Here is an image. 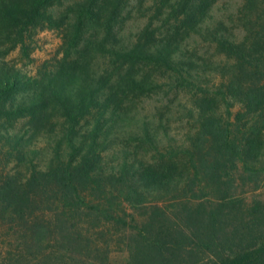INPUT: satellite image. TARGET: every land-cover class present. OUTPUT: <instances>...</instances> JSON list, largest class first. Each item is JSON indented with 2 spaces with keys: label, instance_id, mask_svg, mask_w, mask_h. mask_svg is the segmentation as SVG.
<instances>
[{
  "label": "trees",
  "instance_id": "trees-1",
  "mask_svg": "<svg viewBox=\"0 0 264 264\" xmlns=\"http://www.w3.org/2000/svg\"><path fill=\"white\" fill-rule=\"evenodd\" d=\"M55 1L0 0V43L10 45L0 47V156L13 165L0 166V220L15 237L5 264H109L113 246L128 264H264V201L245 197L264 178V31L253 22L239 41L186 13L229 65L210 85L184 76L181 48L163 40L116 52L111 71L40 82L2 57L21 47L29 58L25 36L54 21L45 14ZM148 65L173 72L168 89L194 98L183 143L120 134L130 107L159 87ZM119 134L123 156L108 162ZM129 140L151 155L131 154Z\"/></svg>",
  "mask_w": 264,
  "mask_h": 264
},
{
  "label": "rangeland",
  "instance_id": "rangeland-1",
  "mask_svg": "<svg viewBox=\"0 0 264 264\" xmlns=\"http://www.w3.org/2000/svg\"><path fill=\"white\" fill-rule=\"evenodd\" d=\"M188 12L198 13L205 21L204 28L224 29L239 41L244 39L248 29H255L253 22L258 30L264 31V0H59L50 4L45 14V18H54V21L38 23L25 36L30 46L29 58L21 47H17L4 55L2 60L40 82L44 77L49 82V76L60 70L70 76L83 71L90 74H101L106 69L111 71L113 65H109L117 59L116 52L153 51L160 47L158 42L163 40L169 46L178 45L181 48L184 56L182 66L186 67L184 76L199 75L205 85H210L214 76L221 78L224 74L230 75L231 71L224 55L211 42V37L190 28ZM240 15L244 19H240ZM0 47L9 48L10 45L0 43ZM58 65L60 67L55 69ZM144 73L162 87H157L151 95L138 99L130 107L132 119L121 126L120 134L129 132L136 135L146 129L157 135L162 147L166 143H183L190 129L191 119L187 111L193 107L194 98L185 93L177 96L168 89L166 84L169 85V82H164L173 72L148 65L144 66ZM120 134L108 162H118L123 156L120 145L126 143ZM46 138L49 139L48 136H41L36 143L44 148ZM129 141L131 154L138 151L144 159H147V154L151 155L147 152L150 150L148 147L141 148L137 141ZM0 162L5 172L12 173L13 165L8 163L7 157L0 156ZM178 162L186 164L187 158L180 157ZM261 182L257 189L245 188V197L249 202L256 197L264 201V178ZM11 234L12 231L0 220L2 264H5L9 246L15 240ZM116 238L110 235L103 241L111 242ZM128 261V252L112 247L109 264H128Z\"/></svg>",
  "mask_w": 264,
  "mask_h": 264
}]
</instances>
